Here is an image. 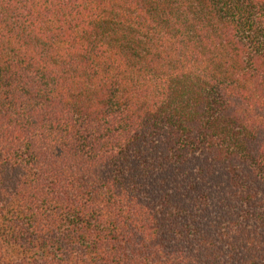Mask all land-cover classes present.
<instances>
[{"label": "trees", "instance_id": "trees-1", "mask_svg": "<svg viewBox=\"0 0 264 264\" xmlns=\"http://www.w3.org/2000/svg\"><path fill=\"white\" fill-rule=\"evenodd\" d=\"M0 264H264V0H0Z\"/></svg>", "mask_w": 264, "mask_h": 264}]
</instances>
